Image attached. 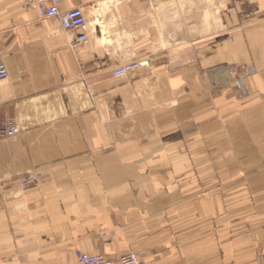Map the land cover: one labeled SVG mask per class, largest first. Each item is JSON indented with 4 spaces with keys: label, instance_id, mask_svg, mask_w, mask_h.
I'll use <instances>...</instances> for the list:
<instances>
[{
    "label": "crops",
    "instance_id": "0c3cea01",
    "mask_svg": "<svg viewBox=\"0 0 264 264\" xmlns=\"http://www.w3.org/2000/svg\"><path fill=\"white\" fill-rule=\"evenodd\" d=\"M61 7L88 43L0 0V264H264V0Z\"/></svg>",
    "mask_w": 264,
    "mask_h": 264
},
{
    "label": "built area",
    "instance_id": "2783aa9c",
    "mask_svg": "<svg viewBox=\"0 0 264 264\" xmlns=\"http://www.w3.org/2000/svg\"><path fill=\"white\" fill-rule=\"evenodd\" d=\"M64 0H21L23 8L37 11L39 16L44 19H55L60 23L65 31H76L70 40L71 45H81L90 40V22L82 7H65L61 4ZM0 49V79L8 78L9 71L5 66ZM140 63L130 62L113 69L114 76H124L136 71ZM233 70V69H231ZM4 133L6 136H14L19 133V128L15 125H5ZM35 181V177L22 181L21 185L27 186L28 183ZM75 256L79 264H161L158 260H149L140 251H132L127 254L119 255L118 258H108L100 252L85 253L75 251Z\"/></svg>",
    "mask_w": 264,
    "mask_h": 264
},
{
    "label": "rangeland",
    "instance_id": "374dc122",
    "mask_svg": "<svg viewBox=\"0 0 264 264\" xmlns=\"http://www.w3.org/2000/svg\"><path fill=\"white\" fill-rule=\"evenodd\" d=\"M213 20H214V24L213 25H215L216 24V19H213ZM214 28H216V27H214ZM221 68L224 69L228 75H230V74L231 75H234L235 78H236L235 80H237L239 82V80H240V78L242 76V68L241 67H238L235 64H230L229 66L222 65ZM231 69H233V70H231ZM150 258L152 260H158V261H160L161 256L160 255H154V256H152Z\"/></svg>",
    "mask_w": 264,
    "mask_h": 264
}]
</instances>
